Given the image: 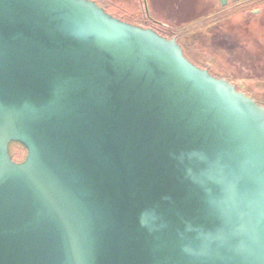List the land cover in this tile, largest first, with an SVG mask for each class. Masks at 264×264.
<instances>
[{
  "label": "water",
  "instance_id": "obj_1",
  "mask_svg": "<svg viewBox=\"0 0 264 264\" xmlns=\"http://www.w3.org/2000/svg\"><path fill=\"white\" fill-rule=\"evenodd\" d=\"M0 264H264V105L93 0H0Z\"/></svg>",
  "mask_w": 264,
  "mask_h": 264
},
{
  "label": "rangeland",
  "instance_id": "obj_2",
  "mask_svg": "<svg viewBox=\"0 0 264 264\" xmlns=\"http://www.w3.org/2000/svg\"><path fill=\"white\" fill-rule=\"evenodd\" d=\"M93 1L112 15L116 16L119 12L132 22L139 19L145 10L141 0ZM232 1L236 3L232 20L223 21L224 17L220 16L218 23L209 22L206 27L192 28L186 35H179L178 43L183 46V52L191 62L208 69L212 75L227 78L238 90L264 105V22L254 17L249 23L244 18L245 15L253 16L249 10L257 5L246 6L243 2L240 3L241 0ZM146 2V11L151 17L167 22L178 31H184V20L196 19L198 8L204 9L203 0ZM234 20L239 26L232 25ZM10 153L14 160L20 161L26 151L20 144L11 143Z\"/></svg>",
  "mask_w": 264,
  "mask_h": 264
},
{
  "label": "flooded vegetation",
  "instance_id": "obj_3",
  "mask_svg": "<svg viewBox=\"0 0 264 264\" xmlns=\"http://www.w3.org/2000/svg\"><path fill=\"white\" fill-rule=\"evenodd\" d=\"M141 1H142V4H143L145 10H144V13L139 16V19H136L140 22H137L136 20L134 22L128 21L119 12L116 13V16L115 15H113V16H115L121 20H124L126 22H130L132 24H135V25L151 28V29L155 30L156 32H158L159 34H161L167 38H175L177 42H179V40H178L179 35H182V34L186 35L187 32L192 28L201 29L202 27H206L209 22H217L218 23L220 20V16L224 17L223 21L232 20L234 18L235 11H236V8L234 7L236 3H233L232 0H227L226 4H224V5H222L220 0H203V2H204L203 8L204 9L198 8V16L196 17V19L194 21H185L184 20V31H178V30L174 29L167 22L159 21V20H156L155 18L151 17L146 11L147 10L146 0H141ZM242 2L246 6H250L251 4L257 5L254 8L252 7L249 10L252 13L251 15H253V16H250V17H247V15L244 16L246 21H249V23H250L254 17H257V18H260L261 22H264V12H263L264 11V8H263L264 7V1L263 0H241L240 3H242ZM258 4H260L261 6H258ZM109 9H111V8H109ZM202 13H203V15H201ZM182 49L184 50L183 46H182ZM184 55H185V51H184ZM202 68H204V67H202ZM217 77H222V76H217Z\"/></svg>",
  "mask_w": 264,
  "mask_h": 264
},
{
  "label": "trees",
  "instance_id": "obj_4",
  "mask_svg": "<svg viewBox=\"0 0 264 264\" xmlns=\"http://www.w3.org/2000/svg\"><path fill=\"white\" fill-rule=\"evenodd\" d=\"M242 20H243V18H242ZM232 25L234 26V27H237V26H239V25H237V22L234 20V21H232Z\"/></svg>",
  "mask_w": 264,
  "mask_h": 264
}]
</instances>
